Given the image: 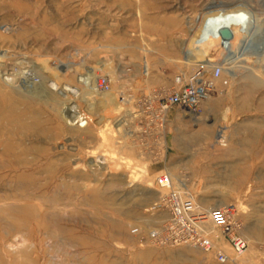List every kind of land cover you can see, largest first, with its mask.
<instances>
[{"label":"rangeland","instance_id":"obj_1","mask_svg":"<svg viewBox=\"0 0 264 264\" xmlns=\"http://www.w3.org/2000/svg\"><path fill=\"white\" fill-rule=\"evenodd\" d=\"M236 5L259 32L264 0H0V264H221L149 241L162 173L202 209L236 205L249 249L229 264H264V52H215L238 59L231 81L198 113L172 109L162 145L127 130L131 99L199 63L184 58L197 17ZM100 68L114 92L93 104L77 74Z\"/></svg>","mask_w":264,"mask_h":264},{"label":"built area","instance_id":"obj_2","mask_svg":"<svg viewBox=\"0 0 264 264\" xmlns=\"http://www.w3.org/2000/svg\"><path fill=\"white\" fill-rule=\"evenodd\" d=\"M233 46L231 52L238 48V45ZM233 60L229 61L227 55L215 61L207 57L199 61L189 75L177 74L171 87L135 96L130 100L136 104L131 117L135 127L127 126V130L134 132L137 127V133L149 138L152 144L162 145L166 140L170 111L176 108L188 114L198 113L202 105L218 93L219 85L231 81L228 64ZM113 83L111 76L102 68L85 70L77 74V95L93 104L102 99L106 101L105 96L114 92ZM97 95L102 96L98 98ZM117 99L122 105L126 102L124 93L118 94ZM156 184L167 192L154 208L166 210L168 216L163 224L147 233L151 243L199 248L212 254L221 264L234 263L248 251L249 240L243 235L244 225L236 205L202 209L184 187L175 185L170 173L158 175ZM133 232L138 234L139 229Z\"/></svg>","mask_w":264,"mask_h":264},{"label":"bare ground","instance_id":"obj_3","mask_svg":"<svg viewBox=\"0 0 264 264\" xmlns=\"http://www.w3.org/2000/svg\"><path fill=\"white\" fill-rule=\"evenodd\" d=\"M223 2L224 1H221L220 3H223ZM247 3L249 4V2H247ZM250 5L252 7H254L252 4H250ZM240 7L241 6L236 5V6H233V7H227L225 9L222 8L220 10L208 11V12H205L204 14H202L201 16L197 17V26L195 25L196 27L194 28L195 29V32L188 39V42L186 44L187 55L184 58L186 59L185 62L187 64L188 63H191L192 61H196V62L204 61L208 56L215 55L214 54L215 52H217V54H218V52H219V54L222 53V50L223 51L224 50L227 51V52H225V54L232 53L231 50H230L232 48V46L234 45L233 47H235L236 42H237L238 43V46L237 47H239L240 44H242L243 42L245 43V40L247 38L249 40V43L251 42V48L252 49H250L249 47H247V48H249L251 50V52H252V50L257 51V52L258 51L264 52V24L263 23L261 24L262 27H261V30L259 32H257V31L255 33L253 32V35H252V33H249L251 35V36L249 35L250 36L249 37L248 34H247V32L249 31V29H251V24H252L251 17L248 15V13L246 11H244ZM256 17H260V15L259 16L256 15ZM253 19H255V18L253 17ZM261 21H262V19H261ZM254 23H255V21H254ZM223 28H229V29H231L234 32V38H232L231 40L223 39V37L220 35V29H223ZM259 33H262V34L260 35ZM249 46H250V44H249ZM233 51H235V50H233ZM237 53H238V51H237ZM0 55H2L1 57H5L6 56L5 53L0 54ZM220 56L222 57V55H220ZM234 57H236V56H234ZM210 59L212 61H215L216 60L214 56L211 57ZM236 59H234V60H236ZM183 62H184V60H183ZM235 64H236V61H235ZM59 69H60V67H59ZM228 69H230V68L228 67ZM148 72H149V70H148ZM12 74L13 73H11V75ZM18 74H20L22 76L21 77L22 79H24V80L26 79L27 81H29V80H31L33 78V76H31L30 69L26 68V66H24L22 68L21 72H19ZM14 78H11V79L10 78H7V79H10L12 82H14ZM24 85H25V83H24ZM21 87H22V85H21ZM66 89H68L69 91L71 90L68 87ZM77 99H79V97ZM74 110H75V108H74ZM75 115H73V116H75ZM194 116H195V119L198 118L197 115H194ZM83 124L86 125L87 122L84 121ZM120 127H121V125H120ZM221 133L218 135V137H220ZM124 134H125V132H124ZM220 141H224V138L221 139ZM102 159L103 158H101L100 161H102Z\"/></svg>","mask_w":264,"mask_h":264},{"label":"water","instance_id":"obj_4","mask_svg":"<svg viewBox=\"0 0 264 264\" xmlns=\"http://www.w3.org/2000/svg\"><path fill=\"white\" fill-rule=\"evenodd\" d=\"M220 35L223 37V39L231 40L234 38V32L229 28L220 29Z\"/></svg>","mask_w":264,"mask_h":264}]
</instances>
